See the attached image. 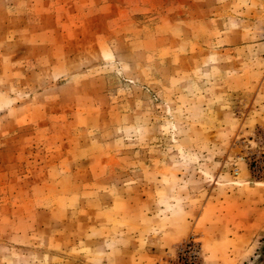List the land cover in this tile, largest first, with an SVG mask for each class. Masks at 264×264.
<instances>
[{
	"label": "rangeland",
	"instance_id": "obj_1",
	"mask_svg": "<svg viewBox=\"0 0 264 264\" xmlns=\"http://www.w3.org/2000/svg\"><path fill=\"white\" fill-rule=\"evenodd\" d=\"M0 264H264V0H0Z\"/></svg>",
	"mask_w": 264,
	"mask_h": 264
},
{
	"label": "crops",
	"instance_id": "obj_2",
	"mask_svg": "<svg viewBox=\"0 0 264 264\" xmlns=\"http://www.w3.org/2000/svg\"><path fill=\"white\" fill-rule=\"evenodd\" d=\"M249 240H250V244H251V242H252V240H253V237H250V239H249Z\"/></svg>",
	"mask_w": 264,
	"mask_h": 264
},
{
	"label": "built area",
	"instance_id": "obj_3",
	"mask_svg": "<svg viewBox=\"0 0 264 264\" xmlns=\"http://www.w3.org/2000/svg\"><path fill=\"white\" fill-rule=\"evenodd\" d=\"M189 243V242H188ZM189 245V244H188Z\"/></svg>",
	"mask_w": 264,
	"mask_h": 264
}]
</instances>
